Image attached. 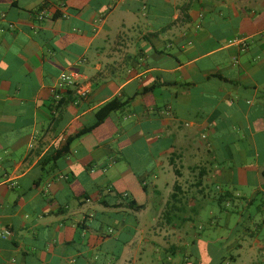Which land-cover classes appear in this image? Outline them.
<instances>
[{
    "label": "crops",
    "instance_id": "1",
    "mask_svg": "<svg viewBox=\"0 0 264 264\" xmlns=\"http://www.w3.org/2000/svg\"><path fill=\"white\" fill-rule=\"evenodd\" d=\"M5 230L0 264H264V0H0Z\"/></svg>",
    "mask_w": 264,
    "mask_h": 264
},
{
    "label": "built area",
    "instance_id": "2",
    "mask_svg": "<svg viewBox=\"0 0 264 264\" xmlns=\"http://www.w3.org/2000/svg\"><path fill=\"white\" fill-rule=\"evenodd\" d=\"M42 18V16H41ZM228 45L230 46H236L238 47L239 51H245L248 47V43L245 39L242 38H232L230 40H228ZM235 62H239L238 57L235 56L234 57ZM82 73L80 71H76V70H71V71H67V72H62L59 76L60 82L67 85V86H73L77 88V93L78 95H80L81 97H86L89 93V91L84 88L79 86L80 80L82 79ZM57 98H59V96H57ZM11 231L9 230H5L3 232H0V236L3 238H8L9 236H11ZM22 264V263H20Z\"/></svg>",
    "mask_w": 264,
    "mask_h": 264
},
{
    "label": "trees",
    "instance_id": "3",
    "mask_svg": "<svg viewBox=\"0 0 264 264\" xmlns=\"http://www.w3.org/2000/svg\"><path fill=\"white\" fill-rule=\"evenodd\" d=\"M124 103H121L117 100H113L109 103H107L105 106H103L98 112H97V121L93 126L87 127L82 129L76 136L83 135L84 133L89 132L92 130L94 127H96L98 124H100L108 115L110 112L119 109L122 107Z\"/></svg>",
    "mask_w": 264,
    "mask_h": 264
},
{
    "label": "rangeland",
    "instance_id": "4",
    "mask_svg": "<svg viewBox=\"0 0 264 264\" xmlns=\"http://www.w3.org/2000/svg\"><path fill=\"white\" fill-rule=\"evenodd\" d=\"M234 217L236 218L237 217V215L236 214H234ZM244 233V229L242 228L241 229V234H243Z\"/></svg>",
    "mask_w": 264,
    "mask_h": 264
}]
</instances>
